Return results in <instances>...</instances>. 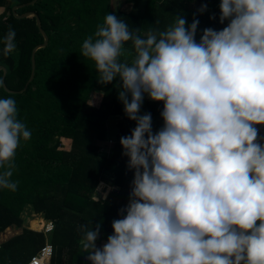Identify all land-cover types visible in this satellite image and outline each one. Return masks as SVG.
<instances>
[{"label":"clouds","instance_id":"obj_1","mask_svg":"<svg viewBox=\"0 0 264 264\" xmlns=\"http://www.w3.org/2000/svg\"><path fill=\"white\" fill-rule=\"evenodd\" d=\"M220 9L227 26L205 28L199 41L195 18L177 15L142 37L113 14L83 40L80 54L99 83L121 82L136 123L120 139L134 179L113 234L101 248L99 223L77 228L91 264H264V0H222ZM15 37L9 25L5 57ZM145 95L163 102L155 132L152 114H141ZM31 136L16 100L0 99V188L17 189L16 152Z\"/></svg>","mask_w":264,"mask_h":264},{"label":"trees","instance_id":"obj_2","mask_svg":"<svg viewBox=\"0 0 264 264\" xmlns=\"http://www.w3.org/2000/svg\"><path fill=\"white\" fill-rule=\"evenodd\" d=\"M31 0H0L8 14L0 13V41L11 25L16 32V51L5 57L0 42V65L5 67L7 89L21 90L31 73L32 49L41 44L35 17L18 18L13 5ZM130 11L113 9L111 0H36L22 10H35L48 36L47 44L34 53L32 80L20 92H8L0 84V99L11 96L17 102L18 119L31 131V139L21 141L15 156L12 180L15 191L0 188V233L9 226L22 224L21 213L26 205L53 223L48 234L52 245L49 264H91L81 248L79 225L95 229L101 225L97 240L113 234L112 222L120 219L119 210L129 202L134 171L127 167L120 143L128 118L119 97L120 81L101 84L92 60L84 58L81 45L94 34L106 14L124 20L130 30L140 29L146 37L149 30H166L181 15L191 25L199 20L196 39L205 28L222 30V0H126ZM202 4L207 11L198 13ZM20 9L16 13L20 14ZM195 14V15H194ZM215 19H212V16ZM126 47L131 48L129 41ZM134 52L129 56L131 60ZM3 71L0 70V77ZM145 109L161 113L163 102H143ZM121 116L120 133L109 151H102L98 142L107 140V121ZM259 136L264 137V134ZM69 139L63 148L61 139ZM100 183L110 186L105 198H95ZM37 219L34 227H42ZM45 243L41 231L23 229L0 244V264H27Z\"/></svg>","mask_w":264,"mask_h":264},{"label":"crops","instance_id":"obj_3","mask_svg":"<svg viewBox=\"0 0 264 264\" xmlns=\"http://www.w3.org/2000/svg\"><path fill=\"white\" fill-rule=\"evenodd\" d=\"M130 4V7L132 9L133 4L128 2ZM0 9H2V7L0 6ZM121 10H123L122 8H120ZM125 11V10H123ZM130 11V10H129ZM1 12V11H0ZM187 25H190L189 23H187ZM199 28V26H198ZM199 41V40H197ZM145 101H149V102H156V101H152L150 98H148L147 95H145ZM144 112H150L152 114V120H153V131H158L162 125H163V119L160 115V113H154L151 110H147L144 108V106H142L141 108V114H143ZM114 118V119H113ZM123 122V118L119 115L117 116H113L112 119L110 118L107 123H106V128H107V139L111 140L108 141L106 140L105 142H101V144H103V146L106 148V144H112L111 147L113 146L114 142L117 140V133L119 134L120 129H119V125L120 123ZM258 126V130L260 134H264V125H257ZM136 127V123L132 120H128L127 126L124 128L125 132L129 135H131V131L132 129H134ZM111 137V139H110ZM261 137V136H260ZM264 138V137H262ZM112 139L114 141H112ZM261 143H264V139H262L260 141ZM109 147V146H108ZM110 148V147H109ZM107 150V149H106ZM109 151V149H108ZM99 188L101 189L98 193H96L95 198H105L109 191L111 190L110 186H105L104 183H100ZM37 217V218H36ZM21 218H22V224L20 226H9L6 229H4V231H2L0 233V244L9 239L10 237L20 234L23 229H32L34 231H41L40 229L43 228L42 227H34L32 225L33 222H35L37 219L39 220H43L44 224L46 222H48V220H46L43 215L41 213H36L34 212V210L32 209V207L30 205H26L24 210L21 213ZM36 218V219H35ZM43 224V225H44ZM107 242V239L101 240L99 247H103V245Z\"/></svg>","mask_w":264,"mask_h":264},{"label":"water","instance_id":"obj_4","mask_svg":"<svg viewBox=\"0 0 264 264\" xmlns=\"http://www.w3.org/2000/svg\"><path fill=\"white\" fill-rule=\"evenodd\" d=\"M36 0H31L29 2H26V3H22L20 5H13L12 8H11V11L13 12V15L18 17V18H21V17H24V16H27V15H33L35 17V21H36V24H37V27L40 31V33L42 34L43 36V41L41 44H38L36 45L33 49H32V53H31V73H30V76L28 78V81L26 82L25 86L23 87V89L21 90H10V89H7L6 88V85L4 83V74L6 72L5 70V67L0 65V70L3 71L1 77H0V84L2 85V87L7 90L8 92H20V91H23L26 87H27V84L32 80L33 76H34V70H35V59H34V53L37 49L39 48H42L44 47L47 42H48V36L46 34V32L44 31V29L42 28L41 26V23H40V19H39V16L36 12H26V13H23V14H17L16 13V9H19V8H23V7H27L29 5H32Z\"/></svg>","mask_w":264,"mask_h":264},{"label":"built area","instance_id":"obj_5","mask_svg":"<svg viewBox=\"0 0 264 264\" xmlns=\"http://www.w3.org/2000/svg\"><path fill=\"white\" fill-rule=\"evenodd\" d=\"M52 229L53 223L51 221H48L43 225V229L41 230L45 235V243L41 247L40 251L30 258L27 264H49L52 255V245L48 240V234L52 231Z\"/></svg>","mask_w":264,"mask_h":264},{"label":"rangeland","instance_id":"obj_6","mask_svg":"<svg viewBox=\"0 0 264 264\" xmlns=\"http://www.w3.org/2000/svg\"><path fill=\"white\" fill-rule=\"evenodd\" d=\"M111 6H112V8L113 9H120V8H122L123 10H125V11H129V10H131V7H130V4L128 3V2H126V0H111ZM2 9H0V11H1ZM111 119H112V117H111ZM114 119V118H113ZM110 139H111V137H110ZM108 141H111V140H109V139H107ZM69 139H65V138H62L61 139V143H62V145H63V148H65V149H68L69 148ZM112 141H114L113 139H112ZM98 144H99V146H100V148H101V150L104 152V151H108V149H109V147H111V143L110 144H106V148L103 146V144H101L100 142H98ZM109 146V147H108ZM107 149V150H106ZM37 218V217H36ZM35 218V219H36ZM43 229V228H42Z\"/></svg>","mask_w":264,"mask_h":264},{"label":"flooded vegetation","instance_id":"obj_7","mask_svg":"<svg viewBox=\"0 0 264 264\" xmlns=\"http://www.w3.org/2000/svg\"><path fill=\"white\" fill-rule=\"evenodd\" d=\"M17 5H20V4H17ZM23 8H25V7H23ZM23 8H19L21 10L20 14H23V13H26V12H36L35 10H32V9L22 10ZM2 12L8 14V11H5V9L3 7H2V10H1L0 13H2Z\"/></svg>","mask_w":264,"mask_h":264}]
</instances>
